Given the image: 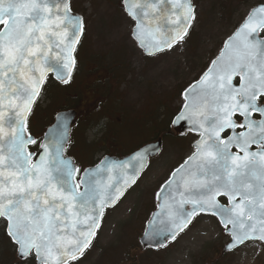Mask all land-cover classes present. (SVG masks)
I'll return each mask as SVG.
<instances>
[{
	"label": "snow or ice",
	"instance_id": "obj_1",
	"mask_svg": "<svg viewBox=\"0 0 264 264\" xmlns=\"http://www.w3.org/2000/svg\"><path fill=\"white\" fill-rule=\"evenodd\" d=\"M129 37L155 58L186 44L195 0H121ZM85 20L74 0H0V239L15 264H81L108 210L138 186L150 150L82 168L66 117L42 136L30 116L50 77L68 84ZM169 117L194 134L154 194L142 243L161 247L207 217L235 254L264 248V0L247 7ZM154 151V149L152 150Z\"/></svg>",
	"mask_w": 264,
	"mask_h": 264
},
{
	"label": "rangeland",
	"instance_id": "obj_2",
	"mask_svg": "<svg viewBox=\"0 0 264 264\" xmlns=\"http://www.w3.org/2000/svg\"><path fill=\"white\" fill-rule=\"evenodd\" d=\"M117 2L74 0L76 13L85 20V40L105 45L129 39L126 45L117 46H123L129 58L117 61L124 64V70L106 89L101 108L89 111L94 97L88 87L93 78L101 75L88 74L86 70L92 61L85 60L81 72L76 70L68 85L49 82L30 116L31 131L42 136L60 109L77 111L82 107L67 147V155L82 168L99 160L105 148L109 156L121 157L162 139L160 154L149 161L138 186L106 213L95 247L81 264H263L264 248L259 243L235 254L223 253L227 238L220 235L218 226L208 218L196 220L190 230L159 253L142 250L138 244L153 211L154 194L170 171L190 154L193 145V137L176 136L169 117L181 102V92L219 53L223 41L245 11L247 0H195L197 21L186 44L144 61L129 37L131 22ZM105 77L111 81V76ZM151 109L157 117L153 123L147 119ZM0 264H15L11 248L3 239H0Z\"/></svg>",
	"mask_w": 264,
	"mask_h": 264
},
{
	"label": "flooded vegetation",
	"instance_id": "obj_3",
	"mask_svg": "<svg viewBox=\"0 0 264 264\" xmlns=\"http://www.w3.org/2000/svg\"><path fill=\"white\" fill-rule=\"evenodd\" d=\"M117 4H118L117 6L119 7V9L121 10V0H118ZM86 33H87V30L85 28V32H84V34L82 35V38H81V43L77 46V53H76L77 65H76V67L74 69V72H76V70H77V73L81 72V63L83 61H85V60H87V61L91 60L92 64L90 65V67L86 71H88V74L97 73V74L101 75V76H96L95 78H93L94 79L93 82L88 87L90 92H91V95H93V97H94L92 102H91L93 104V106L89 110L91 112V111L95 110L98 106H100L99 108H101V106L103 105V102L105 101L104 96L107 93V92H105L106 89L109 87L110 84H112V82H113V80H115L116 76L120 75L122 73V71L124 70V64H122L121 62L118 63L117 61L127 60L129 58V54H128V52L126 51V49L123 46H121V47H117V46H120L121 44H125L126 45L128 43L129 39H126L123 42H118V41H116V42H107L105 45H103L102 43L94 44L93 42H91V40H88V39L85 40ZM132 43H133V41H132ZM102 46H103V48H102ZM135 49L140 53L141 58H142L143 61L145 59H147V60L148 59H152V58L146 57L145 55H142L140 50L137 49L136 47H135ZM214 58H212V59H214ZM104 62H106V64ZM209 64H210V62H209ZM107 75L111 76L110 77L111 81H109L105 77ZM192 83H190V84H192ZM102 95H103V97H102ZM180 97L182 99V95L181 94H180ZM99 108H98V110H99ZM81 109H82V107H81ZM80 110H77V113H78L77 117H78V115L80 113ZM98 110H96V112ZM156 118L157 117L155 116V111L153 109H151L150 114L147 115V119L150 120L149 122L153 123L154 119H156ZM144 119H145V117H144ZM76 120H77V118H76ZM74 124L77 125L76 122H74ZM158 134H159V132L155 135V137ZM168 135H171V134H168ZM176 136H178V138H180V139L181 138L184 139L185 136L193 137L194 134L186 133L184 135H176ZM155 137H152V140L156 139ZM158 139H161V138H158ZM158 139H156V140H158ZM192 147H193V145H192ZM106 155H109V154H108L107 149L105 148V151L102 153V157L106 156ZM153 200H154V198H153ZM204 218H207V217H204ZM197 220H199V219H197ZM171 244L167 245L166 247H164L162 249L148 250V251H151L153 253H159V252L169 248L171 246Z\"/></svg>",
	"mask_w": 264,
	"mask_h": 264
},
{
	"label": "water",
	"instance_id": "obj_4",
	"mask_svg": "<svg viewBox=\"0 0 264 264\" xmlns=\"http://www.w3.org/2000/svg\"><path fill=\"white\" fill-rule=\"evenodd\" d=\"M53 81H55V82H57V83H61V82H59V81H57V80H55L53 77H50ZM64 117H66L67 118V120H68V122H69V124H70V127L68 128V136H69V133H70V128H71V125H72V123L74 122V120H75V118H76V113H75V111H72V110H69V111H62V112H59V113H56L55 115H54V117H53V120H52V123L50 124V126H48L47 128H46V130L44 131V133H46V132H48L49 131V129H51V128H53L54 126H56L58 123H59V121H60V119L61 118H64ZM171 128H172V130L177 134V135H184V134H186V133H192V132H190L188 129H187V127H183V128H176V127H173L172 125H171ZM43 133V134H44ZM193 134V133H192ZM161 139H158L157 141H155V142H153V143H151V144H146V145H144L143 147H141L140 149H138L137 151H141V150H145V149H147V150H150L151 151V155H150V157H149V160L150 159H152V158H154L155 156H157L159 153H160V151H161ZM154 149V151H152ZM136 152V151H135ZM134 153V152H133ZM133 153H131V154H129V155H127V156H124V157H120V158H117V157H104L103 159H105V158H107V159H109V160H112V161H120V160H124V159H127L128 157H130ZM152 215V214H151ZM150 215V216H151ZM146 225H147V222H146V224H145V227H146ZM180 235V234H179ZM178 235V236H179ZM143 236V235H142ZM142 236H141V238L139 239V244H140V246H141V248L144 250V249H152V250H157V249H160V248H163V247H165L167 244H169V243H171V242H173L174 240H169V241H167L166 242V244L164 245V246H161V247H146L143 243H142ZM177 236V237H178ZM229 252H231V251H226L225 250V248H224V250H223V253H229ZM263 264H264V262H263Z\"/></svg>",
	"mask_w": 264,
	"mask_h": 264
},
{
	"label": "trees",
	"instance_id": "obj_5",
	"mask_svg": "<svg viewBox=\"0 0 264 264\" xmlns=\"http://www.w3.org/2000/svg\"><path fill=\"white\" fill-rule=\"evenodd\" d=\"M49 82H51V81H48V82L46 83V87H45V89L47 88V85L49 84ZM45 91H46V90H45ZM45 91H43V93H44ZM43 93H42V95H43ZM40 101H41V99H39V100H38V102H39V103H40ZM38 102H37V105H36V106H38V105H39V103H38ZM60 110L62 111V110H67V109H66V108H65V109H64V108H62V109H60ZM60 110H59V111H60ZM59 111H58V112H59ZM71 137H72V136H71Z\"/></svg>",
	"mask_w": 264,
	"mask_h": 264
}]
</instances>
